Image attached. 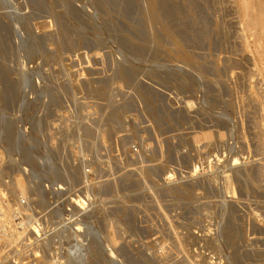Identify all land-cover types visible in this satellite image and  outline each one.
Segmentation results:
<instances>
[{
  "label": "rangeland",
  "instance_id": "rangeland-1",
  "mask_svg": "<svg viewBox=\"0 0 264 264\" xmlns=\"http://www.w3.org/2000/svg\"><path fill=\"white\" fill-rule=\"evenodd\" d=\"M240 1L0 0V264H264Z\"/></svg>",
  "mask_w": 264,
  "mask_h": 264
},
{
  "label": "bare ground",
  "instance_id": "bare-ground-1",
  "mask_svg": "<svg viewBox=\"0 0 264 264\" xmlns=\"http://www.w3.org/2000/svg\"><path fill=\"white\" fill-rule=\"evenodd\" d=\"M242 1V0H241ZM240 1V2H241ZM155 2V1H154ZM158 2H159V0H158ZM243 2V1H242ZM246 2V1H245ZM254 2H256V9H252L251 7V10H255L256 11V15L254 16L253 15V19H250L249 18V20H247V21H249V23L248 22H246V26L248 27V28H251V29H253V30H255V34H256V36L259 38V41H260V47H261V50H262V53H263V55H264V0H257V1H255L254 0ZM246 5V4H245ZM244 6V5H243ZM247 6V5H246ZM243 8H245V6L243 7ZM157 10V9H156ZM242 12V11H241ZM244 12H245V10H244ZM255 13V12H254ZM247 14H251L250 12L248 13L247 12ZM157 16V15H156ZM158 17V16H157ZM247 17H249V16H247ZM246 18V17H245ZM247 19V18H246ZM245 19V20H246ZM167 28V27H166ZM171 33V32H170ZM173 35V34H172ZM258 43V42H257ZM259 45V44H258ZM261 53V54H262ZM185 57V56H184ZM237 162V161H236ZM234 163V162H233ZM171 175H169V177H170ZM171 178V177H170ZM169 178V179H170ZM79 198V197H78ZM77 198V199H78ZM82 200V199H81ZM79 202V201H78ZM74 203V202H73ZM82 204H84V203H82ZM80 209V208H79ZM83 209V208H82ZM3 218V217H2ZM5 219V218H4ZM3 219V220H4ZM2 220V219H1ZM4 221H6V219L4 220ZM32 230V229H31ZM34 232V231H33ZM34 234V233H33Z\"/></svg>",
  "mask_w": 264,
  "mask_h": 264
},
{
  "label": "built area",
  "instance_id": "built-area-1",
  "mask_svg": "<svg viewBox=\"0 0 264 264\" xmlns=\"http://www.w3.org/2000/svg\"><path fill=\"white\" fill-rule=\"evenodd\" d=\"M16 135L19 137V136H21V133H16ZM61 176H62V178H63V174H62ZM61 185H65L63 179H62V184H61ZM61 185H58V188H57V190H58L59 192H63V191H64V189H63V187H62ZM22 203L24 204V206H26V203H25V202H22ZM80 230H81V228L78 227V228H75V229L73 230V232H79ZM33 233H35V235H37V234H38V231H34ZM77 245H78V244H77ZM78 246H79V245H78ZM74 247L77 248L76 245H75Z\"/></svg>",
  "mask_w": 264,
  "mask_h": 264
}]
</instances>
